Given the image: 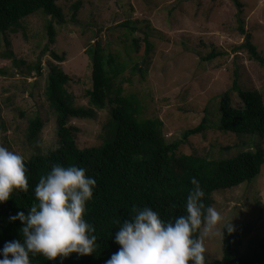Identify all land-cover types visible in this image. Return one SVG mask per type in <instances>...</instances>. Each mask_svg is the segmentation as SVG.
<instances>
[{
  "label": "rangeland",
  "instance_id": "rangeland-1",
  "mask_svg": "<svg viewBox=\"0 0 264 264\" xmlns=\"http://www.w3.org/2000/svg\"><path fill=\"white\" fill-rule=\"evenodd\" d=\"M76 1L57 2L66 21L54 22L55 42L49 47L64 56L59 66L71 78L66 91L74 106H86L84 94L91 88L87 49L99 42L126 65L114 80V88H120L121 96L138 101L141 119L162 121L166 142H179L177 155L219 160L264 149V138L218 129L222 95H230L233 107L242 105L232 90L235 80L246 92H264V0H80V9L74 12ZM49 19L38 12L23 18L15 32H8L13 58L5 56L7 50L0 40V144L22 154L25 161L58 147L55 115L45 97L48 63H55L49 52L43 53ZM124 23L136 31L122 27ZM240 26L251 35L262 62L251 60L240 47L245 41ZM137 34L148 36L152 51L146 57L134 48ZM211 52L223 55L204 61ZM35 64L40 65L39 74L33 69ZM135 65L144 71L143 76L131 72ZM34 117L43 121V128L30 143L27 127ZM203 120V132L184 139L183 133ZM69 125L78 128L79 149L111 141L109 106L97 111L95 119H72ZM212 200L211 207L224 218L218 225L221 230L230 221L233 232L250 227L238 251H243L247 239L264 237V164L252 181L215 192ZM204 244L206 262L220 261L222 238L206 237Z\"/></svg>",
  "mask_w": 264,
  "mask_h": 264
},
{
  "label": "trees",
  "instance_id": "trees-1",
  "mask_svg": "<svg viewBox=\"0 0 264 264\" xmlns=\"http://www.w3.org/2000/svg\"><path fill=\"white\" fill-rule=\"evenodd\" d=\"M58 1L63 0H0V40L7 50L4 54L9 58H13V52L8 49V32H15L23 18L35 13L40 12L50 18L44 27L47 44L43 53L49 52L55 63H48L45 97L55 115L58 145L53 151L36 154L25 161L28 190H14L11 198L0 204V249L8 241L23 240L20 233L23 224L19 220L10 221L9 217L18 211L27 215L28 209L37 203L35 187L41 177L46 176L54 165H76L86 168V174L97 181L84 216L95 227L96 251L86 256L72 253L62 264H105L120 247L115 243V233L120 227L118 222L133 217L137 210L144 207L159 212L166 222L186 215L187 196L196 187L191 183L193 177L205 193L202 203L206 210L213 204V193L233 189L259 175L264 164V149L257 147L233 158L219 160L193 154L177 155L179 142H166L162 121L158 118L141 119L138 101L133 96H121L120 88H114V80L126 69V65L118 62L115 55L104 50L99 42L87 49L91 64V88L84 94L86 106H74L72 96L66 91L71 78L59 66L64 62V56L49 49L56 37L54 22L61 25L66 21L62 9L57 5ZM81 5L82 2L77 0L72 5V11L77 12ZM121 26L131 33L136 31L128 23ZM239 31L245 36L240 47L245 49L251 60L262 62L251 35L242 26ZM138 34L132 40L134 48L137 53L142 50L146 57L152 51L151 44L147 35ZM222 55L211 52L204 61ZM143 63L146 65V60ZM33 69L38 74L41 72L39 64H35ZM131 72L142 76L144 73L137 65L131 67ZM232 90L242 105L240 108L233 107L230 95L224 93L220 101L218 129L236 135H257L263 139L264 92H246L236 80ZM107 106L113 123L109 134L111 141L99 147L79 149L75 142L78 128L69 125L70 120L95 119L97 111L105 110ZM42 128L43 121L39 117L31 119L27 127V141L35 142ZM204 129L205 120L186 130L183 137L187 139L198 135ZM200 231L194 236L198 237ZM249 231L250 227L246 226L241 232H225L222 258L211 264H264V237L247 239L243 251H238L244 235ZM30 262L61 264V259L47 260L43 255L36 254L30 255ZM205 264H208L206 260Z\"/></svg>",
  "mask_w": 264,
  "mask_h": 264
},
{
  "label": "clouds",
  "instance_id": "clouds-1",
  "mask_svg": "<svg viewBox=\"0 0 264 264\" xmlns=\"http://www.w3.org/2000/svg\"><path fill=\"white\" fill-rule=\"evenodd\" d=\"M87 169L76 165H54L35 187L34 203L27 215L18 211L10 221L19 220L23 240H11L0 249V264H31L30 255L41 254L47 260L70 254L92 255L96 251L95 227L84 216L87 202L93 197L96 179ZM196 187L186 200V215L164 221L151 207L137 210L124 220L115 233L120 247L105 264H205L206 237L224 238L232 233L231 223L221 230L222 214L202 203L205 193L196 178ZM28 190L25 158L0 144V204L11 198L14 190ZM199 237L194 234L201 230Z\"/></svg>",
  "mask_w": 264,
  "mask_h": 264
}]
</instances>
